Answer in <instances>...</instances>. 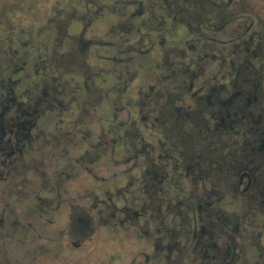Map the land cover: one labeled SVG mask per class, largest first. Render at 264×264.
I'll return each mask as SVG.
<instances>
[{"label": "flooded vegetation", "instance_id": "1", "mask_svg": "<svg viewBox=\"0 0 264 264\" xmlns=\"http://www.w3.org/2000/svg\"><path fill=\"white\" fill-rule=\"evenodd\" d=\"M46 1L1 25L0 264H264V0Z\"/></svg>", "mask_w": 264, "mask_h": 264}, {"label": "rangeland", "instance_id": "2", "mask_svg": "<svg viewBox=\"0 0 264 264\" xmlns=\"http://www.w3.org/2000/svg\"><path fill=\"white\" fill-rule=\"evenodd\" d=\"M2 2L6 3V7L12 11H18V12H22L23 8H26L27 14L33 15L34 18L36 17L37 19V23H39L38 27L44 24V22L42 21V18L44 17V13H42L43 11H45L47 8L48 10H51L52 7V3L47 2L46 0H23L22 3H19L20 1L18 0H1ZM1 7V6H0ZM47 7V8H46ZM5 8V6H4ZM42 8V10H41ZM3 9V8H2ZM2 10L0 9V23L1 22H6V15L7 13H2ZM72 16V15H71ZM71 16H67L64 14H62L58 19L55 20H51L50 22V26L51 27V32H49V35H45L44 32H41L42 35H45L46 37H52L55 38V42H57V46L55 48L52 49V51H50V59L51 60H62L63 61V65L64 67L68 68V69H77L79 68L78 72L81 73L80 71H84L85 73H88V70L90 71V68H88V66L86 65H80V61L82 60V56L84 55V52L82 51V49H80V47L76 46V45H71L72 41L70 40L71 43H69V38L72 39V37L70 36V33H68V24L70 23V19ZM73 17V16H72ZM29 19V18H28ZM31 19V18H30ZM27 20L28 24H30L31 22H33V20ZM44 20V19H43ZM47 21V20H45ZM46 23V22H45ZM27 24V25H28ZM2 23L0 24V35L1 33H3V31L1 30L2 27L1 26ZM6 25V24H5ZM6 27H8L6 25ZM34 28V27H32ZM63 28H65L64 30H62ZM7 29V28H5ZM35 30V29H34ZM56 34V36H55ZM16 42V41H15ZM47 43V42H45ZM5 52L1 51L0 55H3ZM92 75H95V72L91 73ZM92 86V84H91ZM102 88L103 87H99V86H92L90 87V91H92V93L95 95L93 97H96L97 99H100V93L102 92ZM89 107H91L89 105ZM91 109V108H90ZM90 109H88L87 111H91ZM183 139L185 141H187L188 139V135L185 134V136H183ZM257 212H255V210L253 209L252 203L250 202V206L248 207V209L244 212L245 215V219L246 220H254L256 219V214ZM249 224V223H248ZM253 224L251 222V240L254 241L256 244H258L257 248L260 251H264L263 248V242L260 241V239L258 238L257 234L255 235L254 233H252V231L255 229V227L258 225L256 224L253 227ZM250 226V224H249ZM258 238V239H257ZM259 240V241H258ZM242 245L240 244H236V249L238 250ZM243 247V246H242ZM115 253L116 251L114 249L110 250H106L105 251V255L102 256V258L98 261L100 262V264H126L127 262V257L129 254V249L126 247H119L118 246V253L116 252V256L114 254L111 255V253ZM259 252V251H258ZM236 258L239 257L238 253H235ZM91 264H93L91 262Z\"/></svg>", "mask_w": 264, "mask_h": 264}, {"label": "trees", "instance_id": "3", "mask_svg": "<svg viewBox=\"0 0 264 264\" xmlns=\"http://www.w3.org/2000/svg\"><path fill=\"white\" fill-rule=\"evenodd\" d=\"M0 9L2 10L1 12L3 13H7V15H6V19H7V23L8 22H11V21H13L12 19H11V17L9 16L10 14H8V12H11L12 10H10L9 11V9L6 7L7 5H6V3L5 2H2L1 0H0ZM4 6H5V8H4ZM3 8V9H2ZM10 18V19H9ZM0 21H1V19H0ZM17 22V21H16ZM2 23V22H1ZM9 25V24H8ZM10 27V26H9ZM8 30H10V31H12L11 32V35L10 36H8V37H10V38H12V39H17L19 36H18V33L17 32H15V30H13L12 29V26H11V29H8Z\"/></svg>", "mask_w": 264, "mask_h": 264}]
</instances>
